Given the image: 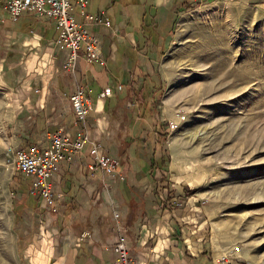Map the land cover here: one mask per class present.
Returning a JSON list of instances; mask_svg holds the SVG:
<instances>
[{
  "label": "rangeland",
  "instance_id": "1",
  "mask_svg": "<svg viewBox=\"0 0 264 264\" xmlns=\"http://www.w3.org/2000/svg\"><path fill=\"white\" fill-rule=\"evenodd\" d=\"M163 38L152 71L131 73L110 112L134 127L137 158L171 179L186 232L264 264V0L189 5ZM21 80L0 74V264H25L22 227L38 223L17 219L31 181L12 169L31 144L12 96Z\"/></svg>",
  "mask_w": 264,
  "mask_h": 264
},
{
  "label": "crops",
  "instance_id": "2",
  "mask_svg": "<svg viewBox=\"0 0 264 264\" xmlns=\"http://www.w3.org/2000/svg\"><path fill=\"white\" fill-rule=\"evenodd\" d=\"M4 1L0 0V74L11 72L22 79L12 87L14 101L22 105L21 141H44L59 128L75 135L70 95L83 85L92 90L90 136L117 156L125 175L113 181L100 168L92 169L87 145L73 161L63 162L53 177L57 212L44 208L38 196H22L18 222L26 216L38 221L36 232L34 224L22 227L18 247L25 264H111L118 220L126 227L135 264H214L221 252L185 231L180 210L173 206L181 197L171 193V179L152 162L137 158L138 147L130 137L134 127H121L127 116L110 111L122 99L118 96L124 82L134 77L131 73L152 71L163 33L173 29L185 7L217 0H89V12L104 11L111 19V27H91L102 40L107 65L81 59L76 73L64 69L66 52L56 44V21L27 12L14 22L2 9ZM75 12L82 20L78 8ZM108 85L115 86L114 95L100 98Z\"/></svg>",
  "mask_w": 264,
  "mask_h": 264
},
{
  "label": "built area",
  "instance_id": "3",
  "mask_svg": "<svg viewBox=\"0 0 264 264\" xmlns=\"http://www.w3.org/2000/svg\"><path fill=\"white\" fill-rule=\"evenodd\" d=\"M88 6L89 0H5L2 9L14 22L27 12L54 19L58 28L56 44L61 51L66 52L64 69L76 73L81 59L90 64L107 65L102 40L91 27H111V19L104 11L89 12ZM77 8L82 20H78L76 16ZM118 89H122V85ZM91 92V89L77 85L70 95L76 118L75 135L59 128L44 141L20 147L14 155L12 169L31 180L29 192L40 197L43 207L49 211H58L53 177L60 172L63 162L73 161L87 145L93 156L92 169L100 168L113 181L125 179L120 170L119 159L90 136L89 116L94 109ZM114 92L115 86L108 85L100 92L99 97H111ZM174 203L177 204L175 201ZM115 217L119 218V214L115 213ZM116 230L118 234L113 245L115 256L111 264H135L128 247L126 227L119 220ZM239 251L240 248L235 246L230 251L221 253L214 264H249L240 259Z\"/></svg>",
  "mask_w": 264,
  "mask_h": 264
}]
</instances>
